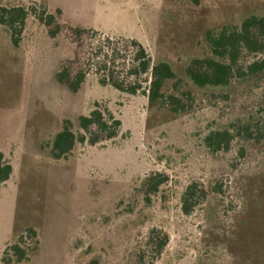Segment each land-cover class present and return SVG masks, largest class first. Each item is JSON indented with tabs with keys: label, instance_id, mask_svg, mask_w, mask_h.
<instances>
[{
	"label": "rangeland",
	"instance_id": "rangeland-1",
	"mask_svg": "<svg viewBox=\"0 0 264 264\" xmlns=\"http://www.w3.org/2000/svg\"><path fill=\"white\" fill-rule=\"evenodd\" d=\"M35 1L50 13L61 11L58 23L64 29L52 39L30 22L17 49L0 27V150L14 168L0 193V264L7 244L28 229L37 237L28 240L24 264H264V141L238 140L229 153L217 154L203 144L210 130L241 116L263 123L264 104L261 108L247 85L199 90L185 72L190 60L204 52L209 30L264 16V0L0 3L28 7ZM69 27L91 30L80 40L78 55ZM30 32L34 37L28 39ZM131 40L144 45L154 63H169L183 80L178 92L173 82L168 91L191 93L184 99L186 113L152 108L143 90L130 95L99 83L97 61H105L112 49L115 76L128 86L135 82L125 70ZM98 45L107 54L95 58ZM62 63L88 70L80 93L59 85ZM95 103L121 122L117 138L79 145L68 161H54L45 144L64 120L76 124ZM155 173L169 181L146 206L135 189ZM192 183L208 195L185 215L181 199ZM215 186L222 194L214 193ZM153 229L166 233L169 244L161 255L146 250L140 261Z\"/></svg>",
	"mask_w": 264,
	"mask_h": 264
},
{
	"label": "trees",
	"instance_id": "trees-1",
	"mask_svg": "<svg viewBox=\"0 0 264 264\" xmlns=\"http://www.w3.org/2000/svg\"><path fill=\"white\" fill-rule=\"evenodd\" d=\"M195 4L198 5L199 0H195ZM37 10H40V13ZM58 17L63 19L61 11L50 13L47 6L38 1L28 7L0 3V27L8 34L12 45L17 49L22 46L26 33L30 31H28L30 22L38 24L39 28L52 39L57 38L64 29L63 25L58 23ZM69 29L71 42L78 55L81 47L80 40L91 30L81 27H69ZM32 37L34 34L30 32L28 39ZM206 37L207 44L204 52L193 57L186 68L188 82L199 90L226 89L234 84L247 85L249 94L254 95L256 102L262 108L264 104V16H251L240 25L225 26L219 30L211 29ZM130 44L133 52L129 58L125 57L127 58L125 70L135 82L128 86L115 76L117 71L112 65L115 62L116 51L112 49L105 57V61L102 63L97 61L98 66L95 69L97 68L99 83L130 95H136L138 91L143 90L152 108L166 110L176 115L186 113L187 103L184 99L189 100L191 93L186 91L181 96L169 93L170 83L173 82L176 92L184 83L183 80L177 79L171 65L164 61L154 63L147 48L137 40H131ZM94 50L95 58L107 54L103 45H98ZM77 61L78 58L73 64H77ZM87 72L88 70L82 67L75 71L74 67L62 63L57 74V81L72 94H78L87 80ZM141 82H144L145 87ZM76 122L75 124L71 120H64L61 130L45 144L49 147L54 161H68L79 145L96 146L105 141L115 140L118 136L117 131L121 127V122L115 115L99 103H95L89 115L78 117ZM238 140L257 144L263 142L264 122H254L251 116H241L236 121L210 130L203 138V144L210 154L229 153ZM245 152L246 149L241 148L240 155L244 157ZM13 171L12 161L0 150V193L10 182ZM168 181L169 178L165 174H151L140 181L135 191L143 196L146 206H151L154 197L163 194ZM214 193L222 194V189L215 186ZM207 195L208 192L202 185L198 183L188 185L181 199L183 213L190 215L201 204V200H206ZM36 237V231L28 229L14 242L8 243L3 253L2 263L24 264L29 261L28 240L34 241ZM168 244L169 236L153 229L139 260L142 261L145 258L148 250L161 255Z\"/></svg>",
	"mask_w": 264,
	"mask_h": 264
}]
</instances>
